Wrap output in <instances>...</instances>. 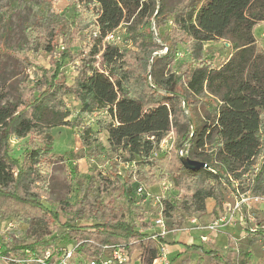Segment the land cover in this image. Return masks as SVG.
I'll list each match as a JSON object with an SVG mask.
<instances>
[{"label": "trees", "instance_id": "obj_1", "mask_svg": "<svg viewBox=\"0 0 264 264\" xmlns=\"http://www.w3.org/2000/svg\"><path fill=\"white\" fill-rule=\"evenodd\" d=\"M67 1L70 19L35 35L38 51L52 59L49 69L35 63L33 84L12 81L0 62V218L28 225L32 244L24 249L37 257L60 255L54 240L68 234L81 242L76 253L89 259H100L109 243L140 252L145 264L158 259L163 238L99 213L93 225L77 226L73 215L86 209L84 203L57 201L40 187L43 165L55 156L53 130L83 128L87 141L93 134L88 117L96 116L95 125L107 133L109 146L102 150L111 169L102 177V191L118 186L135 202L131 174H119L120 163L143 166L156 183L169 177L183 195L178 202L165 200L164 215L175 223L205 215L210 199L215 209L224 203L225 190L233 188L230 177L244 185L249 174L253 192L264 196V49L255 36L264 23V0ZM222 41L233 54L215 65L204 48ZM164 47L167 52L159 55ZM7 49L0 44V57H11ZM79 50L65 80L66 62H76ZM67 97L79 107L74 120ZM204 105L210 109L202 119L198 110ZM172 130L178 150L208 168L186 169L176 151L159 155ZM12 138L41 145L30 146L21 160L12 155ZM142 224L147 230L149 223ZM186 246L208 255L207 264H235L215 250Z\"/></svg>", "mask_w": 264, "mask_h": 264}, {"label": "rangeland", "instance_id": "obj_2", "mask_svg": "<svg viewBox=\"0 0 264 264\" xmlns=\"http://www.w3.org/2000/svg\"><path fill=\"white\" fill-rule=\"evenodd\" d=\"M73 14V8L69 6L67 0H0V44H4L11 57H0L2 68L7 73H13L12 81H28L33 84L36 81L35 73H39L36 64L47 69L50 68L51 56L38 51V38L35 35L42 30L51 29L58 21L69 20ZM166 28L161 29V33ZM117 36L123 39L124 32L118 31ZM264 23L260 24L256 31V37L264 44ZM60 45L63 40L59 41ZM125 45H127L125 43ZM85 49V42L81 43ZM205 55L215 57V65H219L229 56L230 49L222 43H208L205 45ZM167 52V48L161 54ZM81 54V50L75 51L76 62L67 61L63 78L70 80L74 64ZM58 55L53 56L56 59ZM33 63V64H32ZM36 63V64H35ZM37 70V71H36ZM67 106L72 111L74 120L79 107L72 97L66 98ZM210 107L204 105L198 110L200 118H204ZM96 116L85 118V123H92L93 134L87 141L82 138L83 128L72 129L61 126L53 130L54 158L43 165L42 171L45 181L40 184L44 186V191L50 192L57 200H69L71 203L82 201L86 209H81L73 215V223L80 227H88L98 222L99 217L113 219L115 217L129 221L136 229L150 235H157L158 228L153 226L152 219L157 214V208L153 201H140L136 195L140 185H144L148 191L154 195L162 194L160 183L169 180L173 184V189L169 191L166 200L178 202L183 198L174 181L167 177L161 182H154V179L144 174L143 166L135 163H120L122 175L130 173L132 191L136 195L134 203L128 202V196L120 187H111L107 191H102V177H107L110 172L108 157L104 154L102 147L107 149V133L99 131L95 125ZM173 133V134H171ZM171 138L167 148L159 151H176L179 154V139L172 130ZM169 134V135H170ZM12 155L20 158L24 157L25 151L32 145H41L39 142H29V139L12 138ZM113 156V155H112ZM148 170V169H147ZM158 173L155 177H158ZM45 201V200H44ZM225 201L233 202V196L229 189L225 190V200L221 205L213 208V211L205 215L185 216L184 220L175 223L171 218L167 220L168 234L164 238L163 245L167 246V260L169 264H202L209 262V256L200 251L189 249L186 245H201L205 250H215L225 255L227 259L235 264H264V232L256 235H232L227 232L226 238L229 243L224 244V236H220L221 229L212 230L210 227L224 214ZM139 202V203H138ZM208 207L211 208L215 201L208 200ZM57 206V203L53 204ZM215 209V210H214ZM97 213L100 214L97 217ZM256 217L255 223L262 227L264 231V204L254 210ZM197 218V221L194 220ZM65 221V217L62 218ZM142 221L148 224L147 230L142 226ZM238 223V222H236ZM235 223V224H236ZM28 225L24 222H16L14 219L3 220L0 218V264H40L35 259L36 254L24 249L25 246L32 244V239L27 234ZM226 231V230H224ZM223 231V232H224ZM220 239L218 240V238ZM225 238V239H226ZM59 246H70L77 251L79 241L64 234L54 240ZM77 247V248H76ZM162 247V244L160 245ZM136 257L134 264H145L140 257V252L135 251ZM84 256L75 253L73 263L84 264ZM52 261V262H51ZM51 264L61 263V253H55L49 259ZM50 264V263H49ZM154 264H163L155 260Z\"/></svg>", "mask_w": 264, "mask_h": 264}, {"label": "built area", "instance_id": "obj_3", "mask_svg": "<svg viewBox=\"0 0 264 264\" xmlns=\"http://www.w3.org/2000/svg\"><path fill=\"white\" fill-rule=\"evenodd\" d=\"M114 38V34L108 36L107 39L111 40ZM224 42V41H222ZM217 42V43H222ZM227 47L229 44L224 42ZM173 134V133H171ZM168 135L161 143L160 149L164 150L167 148L170 138L172 137ZM157 153H155L156 155ZM186 151L184 148L179 150V155L185 157ZM119 174H123L121 168H119ZM233 188L231 189V194L234 197V202L230 203L224 215H222L217 221L213 223L210 229H220L222 227L235 224L240 218H247V231L249 235H256L259 233V230L262 229L256 221V217L254 214V210L259 206L264 204V196L257 195L253 192L252 189V177L249 174L244 175L245 184L242 185L240 181L234 180L233 178H229ZM229 183H225L224 185L228 187ZM160 189L162 190V194L154 195L151 191H148L144 185H140L137 189V197L139 202L143 201H153L155 207L157 208V214L155 218L152 219L153 226L158 228L157 235H153L154 238H165L168 234V226L167 220L165 218V200L169 191L173 189V184L171 181L166 180L160 183ZM138 202V203H139ZM197 221V218H194ZM81 242L76 246L79 247ZM76 247V248H77ZM103 256L98 260H93L86 258L84 256L85 263L84 264H134L136 257L130 253L128 247L122 244L109 243L102 247ZM167 246L162 244V247H159V256L158 261L163 262V264H169L167 260ZM61 253V263L60 264H75L73 263L74 255L76 251L73 247L70 246H60ZM52 257L51 251L45 253L44 257H37L35 261L40 264H51L49 259ZM157 260V259H156Z\"/></svg>", "mask_w": 264, "mask_h": 264}, {"label": "crops", "instance_id": "obj_4", "mask_svg": "<svg viewBox=\"0 0 264 264\" xmlns=\"http://www.w3.org/2000/svg\"><path fill=\"white\" fill-rule=\"evenodd\" d=\"M262 24V23H261ZM260 25V24H259ZM258 25V26H259ZM257 26V27H258ZM257 27H256V29H257ZM256 29H255V31H256ZM256 36V35H255ZM263 36H264V34H263ZM256 39H257V43H258V45L262 48V49H264V44L256 37ZM211 43H213V42H211ZM233 54V51H230V53H229V56L227 57V58H229L231 55ZM226 58V59H227ZM233 202H234V197H233ZM231 202H229V201H225V204H224V213H225V210H226V208H227V206L230 204ZM215 207V204H213L212 203V206H211V208H209L208 207V203H207V211H206V213H210L211 211H213V208ZM224 215V214H223ZM238 223H236V224H233V225H228V226H225V227H223V229H221V233L219 234L220 236H224L225 238H226V234H228L227 232H230L232 235H235L236 233L237 234H240V235H249L248 234V231H247V218L246 217H244V218H240L238 221H237ZM224 230H226V231H224ZM224 231V232H223ZM224 238V244H223V246L222 247H225V243L226 244H228L229 243V239L228 238H226L225 239ZM220 239V237L218 238V240ZM201 246V245H200ZM218 252V251H217ZM218 253H220L221 255H223L224 257H225V255L224 254H222L221 252H218Z\"/></svg>", "mask_w": 264, "mask_h": 264}, {"label": "water", "instance_id": "obj_5", "mask_svg": "<svg viewBox=\"0 0 264 264\" xmlns=\"http://www.w3.org/2000/svg\"><path fill=\"white\" fill-rule=\"evenodd\" d=\"M181 163L186 169L194 170L200 168H208V165L204 162L193 160L188 157L181 156Z\"/></svg>", "mask_w": 264, "mask_h": 264}]
</instances>
